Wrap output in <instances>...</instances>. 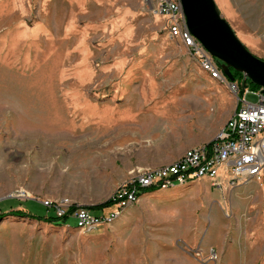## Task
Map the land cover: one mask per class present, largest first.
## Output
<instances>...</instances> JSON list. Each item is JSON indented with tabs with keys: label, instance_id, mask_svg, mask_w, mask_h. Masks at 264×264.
<instances>
[{
	"label": "rangeland",
	"instance_id": "obj_1",
	"mask_svg": "<svg viewBox=\"0 0 264 264\" xmlns=\"http://www.w3.org/2000/svg\"><path fill=\"white\" fill-rule=\"evenodd\" d=\"M214 1L264 60V0ZM153 4L0 0L2 210L53 216L42 201L61 199L93 209L130 177L131 149L179 152L225 125L234 95L169 37ZM75 227L7 216L0 264H264V177L143 194L110 226Z\"/></svg>",
	"mask_w": 264,
	"mask_h": 264
},
{
	"label": "built area",
	"instance_id": "obj_2",
	"mask_svg": "<svg viewBox=\"0 0 264 264\" xmlns=\"http://www.w3.org/2000/svg\"><path fill=\"white\" fill-rule=\"evenodd\" d=\"M153 2L151 12L166 18L169 37L177 39L211 79L228 86L234 95L235 110L210 143L188 149L171 164L130 175L113 193V208L107 214L96 215L82 207L69 212L72 205L68 199L42 201V205L48 211L52 210L56 217L73 219L75 228L84 231L110 226L124 210L138 202L146 189L168 190L207 180L211 187L227 190L264 177L263 90L247 88L244 76L242 88L238 82H229L223 76L216 59L187 30L180 0ZM248 95L254 96L256 101L248 102Z\"/></svg>",
	"mask_w": 264,
	"mask_h": 264
},
{
	"label": "water",
	"instance_id": "obj_3",
	"mask_svg": "<svg viewBox=\"0 0 264 264\" xmlns=\"http://www.w3.org/2000/svg\"><path fill=\"white\" fill-rule=\"evenodd\" d=\"M180 4L187 30L216 59L223 76L233 82V70L264 92V60L238 39L215 1L180 0Z\"/></svg>",
	"mask_w": 264,
	"mask_h": 264
},
{
	"label": "crops",
	"instance_id": "obj_4",
	"mask_svg": "<svg viewBox=\"0 0 264 264\" xmlns=\"http://www.w3.org/2000/svg\"><path fill=\"white\" fill-rule=\"evenodd\" d=\"M224 126V125H223ZM223 127L217 128L216 130L213 131L211 137L212 140L216 136V134L222 129ZM206 140V139H205ZM192 141L191 143H188L185 145L181 151L175 152L170 148H167L166 151L161 153L160 151L154 149L153 151L149 149L148 147H140L139 149H131V157L126 155L127 160H126V165H124L123 169V177H128L131 175L132 172L134 171H139L147 168H157L161 167L163 165H166L168 163L174 162L175 160L179 159L183 153L193 147L197 146H202L205 144L210 143L209 140L207 141ZM192 145V146H191ZM188 146H191L187 148ZM157 192V191H156Z\"/></svg>",
	"mask_w": 264,
	"mask_h": 264
},
{
	"label": "trees",
	"instance_id": "obj_5",
	"mask_svg": "<svg viewBox=\"0 0 264 264\" xmlns=\"http://www.w3.org/2000/svg\"><path fill=\"white\" fill-rule=\"evenodd\" d=\"M231 73H232V76L234 78V81H236L237 79H239V80L243 79L242 74L237 73L233 70H231ZM246 83H248L250 85L251 89H253V90L258 89V87L253 85L249 80H246L244 85H246ZM156 191L157 190H154V189H146L144 191V194H150V193H154ZM108 206L112 207V202L107 201L101 205L94 207L93 209H90V210L92 211V210L104 209ZM75 207H76L75 205H72L69 212L73 211L75 209ZM7 216H12V217H16V218H29L31 220H36V221H40V222H44V223H49V224H53V225H61V226L65 225L69 219L68 217L58 218L55 215H53V216L47 215L45 217H36V216L30 215V214H27L23 210L11 209L8 212H5L4 210H2L0 208V221L3 220Z\"/></svg>",
	"mask_w": 264,
	"mask_h": 264
},
{
	"label": "bare ground",
	"instance_id": "obj_6",
	"mask_svg": "<svg viewBox=\"0 0 264 264\" xmlns=\"http://www.w3.org/2000/svg\"><path fill=\"white\" fill-rule=\"evenodd\" d=\"M183 187H185V186H183ZM186 187H188V186H186ZM157 192H160V190L159 191H157ZM156 193V192H155Z\"/></svg>",
	"mask_w": 264,
	"mask_h": 264
}]
</instances>
